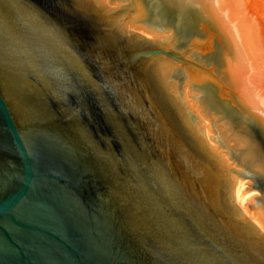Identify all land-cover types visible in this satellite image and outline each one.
<instances>
[{
	"label": "water",
	"instance_id": "95a60500",
	"mask_svg": "<svg viewBox=\"0 0 264 264\" xmlns=\"http://www.w3.org/2000/svg\"><path fill=\"white\" fill-rule=\"evenodd\" d=\"M0 264H264V0H0Z\"/></svg>",
	"mask_w": 264,
	"mask_h": 264
},
{
	"label": "snow or ice",
	"instance_id": "6c2138e0",
	"mask_svg": "<svg viewBox=\"0 0 264 264\" xmlns=\"http://www.w3.org/2000/svg\"><path fill=\"white\" fill-rule=\"evenodd\" d=\"M151 54H153V53H151V52L147 53V55H151ZM28 147L31 148V144H29Z\"/></svg>",
	"mask_w": 264,
	"mask_h": 264
}]
</instances>
